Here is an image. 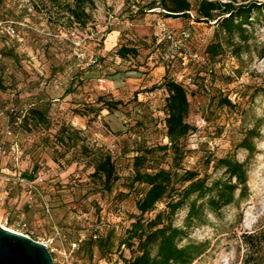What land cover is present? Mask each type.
I'll return each instance as SVG.
<instances>
[{"label": "rangeland", "instance_id": "rangeland-1", "mask_svg": "<svg viewBox=\"0 0 264 264\" xmlns=\"http://www.w3.org/2000/svg\"><path fill=\"white\" fill-rule=\"evenodd\" d=\"M150 1L85 0L91 18L83 26L51 0H0V21L24 23L14 39L0 29V168L5 176L37 181L39 190L28 198L26 187L14 179L0 186V224L49 242L55 264H123L118 252L101 259L95 250L91 257L78 243L111 229L121 239L133 223L140 194L128 185L140 149L154 151L143 171L174 168L173 150L160 149L169 145L167 76L187 89L188 122L196 129L182 141L181 171L215 179L223 170L214 168L213 159L229 156L245 162L249 173V196L239 208L229 206L220 216L205 212L202 225L189 229L182 244H208L192 264H264V20L252 12V24L245 25L248 41L233 40L247 49L238 56L215 21L167 18L160 8L138 12ZM189 1L195 9L202 0ZM109 28L120 30L113 46ZM220 41V53L212 56L208 47ZM121 45L136 47L138 55L119 58ZM102 98L121 104L111 114L98 111ZM7 107L47 108L49 126L14 124L4 113ZM65 127V137L73 140H61ZM252 129L258 134L250 153L239 144ZM82 145L112 155L120 180L111 192L92 178L91 156ZM168 200L146 217L165 210ZM187 212V206L178 210L177 226L184 225ZM251 254L255 260H248Z\"/></svg>", "mask_w": 264, "mask_h": 264}, {"label": "trees", "instance_id": "trees-1", "mask_svg": "<svg viewBox=\"0 0 264 264\" xmlns=\"http://www.w3.org/2000/svg\"><path fill=\"white\" fill-rule=\"evenodd\" d=\"M51 2L62 5L72 22L86 26L91 18L85 9V0H74V4L68 0H51ZM157 8L163 10L167 18H186L188 20L193 18L197 22L215 21L218 24L219 33L225 38L227 37L233 47H235L233 41L235 37L248 41L245 25L252 24V21L249 20L252 12H257V21L264 20V3L257 0H249L248 3L241 5H236L233 1L202 0L195 9L189 0H152L145 7H140L138 12L146 13ZM192 11H195L193 16L191 15ZM1 22L2 20L0 29L10 39L16 38L19 35V26L24 25V23L14 20ZM10 25L16 29L14 36L8 32L7 28ZM113 31V28H109L107 34ZM220 49H222L221 41L208 47L212 56L218 55ZM245 50L247 49L243 47H235V54L239 56ZM116 55L121 59L135 57L138 55V50L136 47L121 45L117 49ZM94 60L97 61V59ZM210 72L213 70L210 69ZM163 86L167 91L164 121L169 145L160 149L173 150L174 168H154L152 171L149 169L143 171L142 168L149 158L148 155L154 151L140 149V153L134 157V176L128 185L131 191L137 190L140 194L136 201L138 214L134 216L133 223L121 239L117 240L115 230L111 229L106 234L96 233L79 242L78 248L91 257L97 250L101 259L118 252L123 264H192L206 252L208 244L207 242L192 241L182 244L188 238L189 229L202 225V216L205 212L220 216L221 212L229 206L239 208L249 196L248 169L246 163L236 157L226 156L213 159L214 168L223 170L222 176L215 179H211L208 175L202 177L199 171L192 169L181 171L180 163L185 156L182 141L196 130L188 122L191 104L188 91L183 84L165 76ZM100 100L103 101V107L98 111L105 108L108 110V114L117 110L121 104L120 101H105L103 98ZM224 103L230 107H236L229 99H225ZM8 108L10 107H7L4 113L9 115L14 124L26 126L34 124L37 127L44 123L49 126L47 108L32 107L30 111H26L21 116L20 121L17 120V115L8 111ZM90 110L97 112L95 108ZM62 131L64 136L61 137V140H65V142L73 140L72 135L65 137L69 131L68 128L65 127ZM257 134L255 129L248 131L246 137L239 144L240 148L253 153L255 145L252 140ZM82 148L91 156L90 164L94 169L92 178L100 184L103 191L111 192L120 180L112 155L96 148L89 152L85 145H82ZM211 160L212 158L208 157V163ZM165 199H169L166 209L157 212L153 218H147L146 216L156 211L158 204ZM183 206L188 207V212L184 225L177 226L175 216ZM252 241L253 239L250 238L249 242ZM122 248L128 249L131 256L125 257ZM251 258H254L253 254L248 257V260Z\"/></svg>", "mask_w": 264, "mask_h": 264}, {"label": "water", "instance_id": "water-1", "mask_svg": "<svg viewBox=\"0 0 264 264\" xmlns=\"http://www.w3.org/2000/svg\"><path fill=\"white\" fill-rule=\"evenodd\" d=\"M0 264H55L42 242L0 225Z\"/></svg>", "mask_w": 264, "mask_h": 264}, {"label": "built area", "instance_id": "built-area-1", "mask_svg": "<svg viewBox=\"0 0 264 264\" xmlns=\"http://www.w3.org/2000/svg\"><path fill=\"white\" fill-rule=\"evenodd\" d=\"M108 1H110V2H112V3H116L118 0H108ZM7 29H8V32H9L12 36L16 35V29H15L13 26L10 25V26H8ZM169 38H172L171 35L169 36ZM81 56H82V54H81ZM82 58H85V57L83 56ZM90 62H92L93 64H96L97 61L92 59ZM8 111H10L11 113H14L15 115H17V116H18V117H17V120H18V121H20L21 116L25 114V111H21V112H19L16 108H12V107L8 108ZM8 133L11 134V132H8ZM2 179L11 180V179H14V177H12V175H11V177H10V176L8 177V175H6V176L3 175V173H2V169H0V181H1ZM14 180H15L17 183L21 184L22 186L26 187L27 194L29 195L28 198H31L32 195H33V193H35L36 191L39 192V190H38V188H37V185H36V182H37V181L29 180V179H27V178H25V177H22V176H18V177L15 178ZM40 181H43V179L40 178ZM0 190H1V187H0ZM0 225H1V224H0ZM2 226L5 227V228H8V227L5 226V225H2ZM8 229H10V230H12V231H15V232H18V233H21V234H24V235H26V236H28V237H31L30 235L25 234V233L20 232V231H16L15 229H11V228H8ZM42 243H44V244L46 245V247H47L48 249H50V243H49V242H42Z\"/></svg>", "mask_w": 264, "mask_h": 264}, {"label": "crops", "instance_id": "crops-1", "mask_svg": "<svg viewBox=\"0 0 264 264\" xmlns=\"http://www.w3.org/2000/svg\"><path fill=\"white\" fill-rule=\"evenodd\" d=\"M113 33H117L119 36H120V30L118 31L117 29H114V31L113 32H111V33H109L108 34V36H110V35H112ZM118 35H117V37H118ZM117 37H115V39H111L110 40V38H109V40H110V44H111V46H113L114 44L116 45L117 44ZM9 172V174H15V175H17V173H14L13 171H11V170H9L8 171ZM19 175H23V174H19ZM9 177V176H8ZM26 178V177H25ZM3 184L5 185V186H9L10 184H12V182H10V180H7V179H2L1 181H0V186H3ZM29 200V199H28ZM28 200H27V202H28Z\"/></svg>", "mask_w": 264, "mask_h": 264}, {"label": "bare ground", "instance_id": "bare-ground-1", "mask_svg": "<svg viewBox=\"0 0 264 264\" xmlns=\"http://www.w3.org/2000/svg\"><path fill=\"white\" fill-rule=\"evenodd\" d=\"M117 33H113L112 35H110V38L113 40V39H115V37H117ZM109 42H110V40H109Z\"/></svg>", "mask_w": 264, "mask_h": 264}]
</instances>
